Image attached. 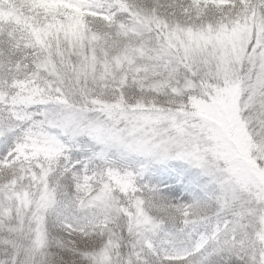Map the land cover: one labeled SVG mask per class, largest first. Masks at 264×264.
Masks as SVG:
<instances>
[{
    "label": "snow or ice",
    "instance_id": "6c2138e0",
    "mask_svg": "<svg viewBox=\"0 0 264 264\" xmlns=\"http://www.w3.org/2000/svg\"><path fill=\"white\" fill-rule=\"evenodd\" d=\"M0 264H264V0H0Z\"/></svg>",
    "mask_w": 264,
    "mask_h": 264
}]
</instances>
